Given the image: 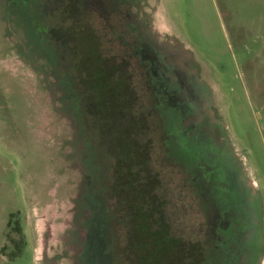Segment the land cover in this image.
Returning <instances> with one entry per match:
<instances>
[{
	"label": "rangeland",
	"instance_id": "obj_1",
	"mask_svg": "<svg viewBox=\"0 0 264 264\" xmlns=\"http://www.w3.org/2000/svg\"><path fill=\"white\" fill-rule=\"evenodd\" d=\"M88 35L108 62H130L140 106L156 98L153 189L191 264H264V0H0V264H144L108 151L79 112L69 49ZM166 134L205 135L221 171L201 175L197 146L173 145L195 177L186 187ZM244 220L236 256L223 222Z\"/></svg>",
	"mask_w": 264,
	"mask_h": 264
},
{
	"label": "trees",
	"instance_id": "obj_2",
	"mask_svg": "<svg viewBox=\"0 0 264 264\" xmlns=\"http://www.w3.org/2000/svg\"><path fill=\"white\" fill-rule=\"evenodd\" d=\"M76 6L83 10L82 1L77 2ZM88 38L86 41L81 39L82 45L75 52L70 48L69 54L73 58L72 69L76 81H79L80 88H84L78 91L84 97L83 111L79 112H83L91 122L94 120L98 140L108 151L107 160L113 172V181L109 179V182L113 187L122 188V197L118 199L121 204L116 209L122 215L127 211V206L130 208L132 220L127 225H133L137 236L142 239V244L138 246L144 264H168V261H173L172 264H191L193 260L185 243L170 234L169 219L160 210L161 206L157 202L159 198L153 189L156 178L151 170V139L144 138L148 131L149 117L158 109L156 98L151 93V106H140L139 95L133 89L131 73L126 69L130 62L119 64L115 56H110L108 62L107 51L102 43L90 36ZM160 116L163 130L167 133L166 116ZM110 188L109 193L115 199V190ZM117 233L122 236L121 229ZM202 255L203 260L209 262L206 251Z\"/></svg>",
	"mask_w": 264,
	"mask_h": 264
},
{
	"label": "flooded vegetation",
	"instance_id": "obj_3",
	"mask_svg": "<svg viewBox=\"0 0 264 264\" xmlns=\"http://www.w3.org/2000/svg\"><path fill=\"white\" fill-rule=\"evenodd\" d=\"M181 109H187V107H180ZM166 118V117H165ZM166 121V119H165ZM175 136V135H173ZM208 137H211L209 135H207ZM167 137L169 138V140H167ZM184 137V138H182ZM193 135L189 134V135H179L177 138L173 137L170 138L168 135L165 136V141H166V147H167V151L166 152V157H168L171 161H172V166H173V171H174V175L177 177V172L181 174H189V178L188 177H184V180L186 182V187L188 186V182L194 187L193 181L195 180L194 175L187 169L186 166H184L181 163H176V160H174L173 158V145H182L185 146L186 142H192L194 146H197L196 148L198 149L197 151V156H196V165L198 166V168L201 170V175L203 174H209V173H218L219 171H221V169H219V162L218 159H216V154L218 153L217 151H219L216 146L214 147L211 144V140L209 138H206L205 135L200 134L199 136L196 137V139H192ZM204 141H207V143H204ZM168 142V143H167ZM180 143V144H179ZM168 145V146H167ZM181 146V147H182ZM179 148V146H178ZM209 153H215V155L212 157H209ZM178 168V169H177ZM174 181L176 182V178L174 179ZM212 186H210L211 188ZM195 189V187H194ZM197 193V192H196ZM176 195V191L175 194ZM187 195V194H186ZM197 196V194H196ZM197 200H199V197L197 196ZM200 201V200H199ZM201 204V203H200ZM241 222V221H240ZM233 223V222H232ZM232 223L231 225H225L226 222H223V229H228V228H233L234 233L236 235V239L239 240L238 242V246H237V251H235L236 256L238 255L239 252L243 251L244 247H245V241L244 239V234L245 236H248L246 234L247 232V225H246V221L244 220V222H241L242 226H237V227H232ZM246 226V227H245ZM240 238H239V237Z\"/></svg>",
	"mask_w": 264,
	"mask_h": 264
}]
</instances>
